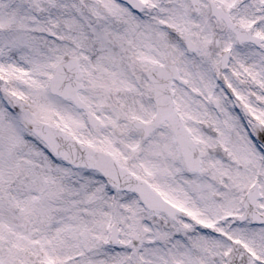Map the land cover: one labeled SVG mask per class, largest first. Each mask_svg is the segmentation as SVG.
<instances>
[{
    "label": "snow or ice",
    "instance_id": "snow-or-ice-1",
    "mask_svg": "<svg viewBox=\"0 0 264 264\" xmlns=\"http://www.w3.org/2000/svg\"><path fill=\"white\" fill-rule=\"evenodd\" d=\"M0 264H264V0H0Z\"/></svg>",
    "mask_w": 264,
    "mask_h": 264
}]
</instances>
